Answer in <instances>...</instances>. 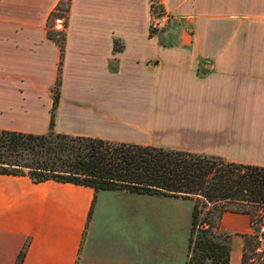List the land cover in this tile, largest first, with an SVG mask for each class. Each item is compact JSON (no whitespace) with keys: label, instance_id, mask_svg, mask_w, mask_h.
<instances>
[{"label":"crops","instance_id":"1","mask_svg":"<svg viewBox=\"0 0 264 264\" xmlns=\"http://www.w3.org/2000/svg\"><path fill=\"white\" fill-rule=\"evenodd\" d=\"M59 2L0 0V131L264 168V0H69L61 56L45 32ZM154 9L172 20L150 35ZM192 203L0 175V264L22 250L20 264H186ZM213 229L242 264L248 215L224 212Z\"/></svg>","mask_w":264,"mask_h":264},{"label":"trees","instance_id":"2","mask_svg":"<svg viewBox=\"0 0 264 264\" xmlns=\"http://www.w3.org/2000/svg\"><path fill=\"white\" fill-rule=\"evenodd\" d=\"M68 2L60 0L45 23L46 36L58 46L60 56L64 31L52 26L55 19L63 20L65 29ZM51 125L50 120L49 129ZM0 175L26 176L33 183L51 180L85 186L94 192L126 190L192 200L187 245L192 255L186 264L190 260L194 264H227L228 237L220 235L219 241H214L211 235L222 213L248 215L251 225L264 217V168L153 147L61 136L51 130L40 136L0 131ZM198 206L205 209L201 221ZM194 230L197 234L192 239ZM251 245L245 240L242 264ZM23 253L20 251L15 264H20Z\"/></svg>","mask_w":264,"mask_h":264},{"label":"built area","instance_id":"3","mask_svg":"<svg viewBox=\"0 0 264 264\" xmlns=\"http://www.w3.org/2000/svg\"><path fill=\"white\" fill-rule=\"evenodd\" d=\"M172 17L164 10H156L150 15L148 23V33L157 35L164 32ZM253 246L247 253L245 264H264V217L251 225Z\"/></svg>","mask_w":264,"mask_h":264},{"label":"rangeland","instance_id":"4","mask_svg":"<svg viewBox=\"0 0 264 264\" xmlns=\"http://www.w3.org/2000/svg\"><path fill=\"white\" fill-rule=\"evenodd\" d=\"M64 3H66V2L65 1L63 2V8H64ZM155 11L156 10L154 9V11H152V12H155ZM63 15H64V13H63ZM62 25H63V20L55 19L53 21L52 28L56 31H64ZM178 203H180V205L178 204L177 205L178 207H176V210L178 213L177 222L175 223L176 239H177V242H183V241L185 242L186 230H187V226L189 225L190 203L186 202V201L178 202ZM204 212H205V209H201L200 206H198V219H199V221H201V219H204ZM196 234H197V231L194 230L193 234L191 235L192 239H195ZM211 235H212V239L214 241H219V238H217V237H220V235L218 233H216V231L213 228H211ZM192 247H193V245H191L190 248L192 249ZM191 255H192V250H188L187 260L190 258ZM189 264H194V262L192 260H190ZM198 264H210V262H204V263H198Z\"/></svg>","mask_w":264,"mask_h":264}]
</instances>
